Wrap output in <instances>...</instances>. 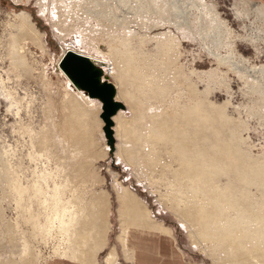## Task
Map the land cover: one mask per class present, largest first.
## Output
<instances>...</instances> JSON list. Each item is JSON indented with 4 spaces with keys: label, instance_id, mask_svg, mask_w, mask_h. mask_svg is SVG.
Returning a JSON list of instances; mask_svg holds the SVG:
<instances>
[{
    "label": "rangeland",
    "instance_id": "obj_1",
    "mask_svg": "<svg viewBox=\"0 0 264 264\" xmlns=\"http://www.w3.org/2000/svg\"><path fill=\"white\" fill-rule=\"evenodd\" d=\"M124 191L187 264H227L204 228L264 244L262 0H0V264L73 260L103 207L94 264H131Z\"/></svg>",
    "mask_w": 264,
    "mask_h": 264
},
{
    "label": "bare ground",
    "instance_id": "obj_2",
    "mask_svg": "<svg viewBox=\"0 0 264 264\" xmlns=\"http://www.w3.org/2000/svg\"><path fill=\"white\" fill-rule=\"evenodd\" d=\"M27 19L29 18L27 17ZM79 56L85 59L88 58L92 60L91 58L81 54H79ZM60 70L63 73V75H65V73L61 69V66H60ZM70 84L75 88L77 86L75 82H70ZM120 196L121 197L119 198H121V205L124 210L123 211L124 225H122L123 228L126 225L139 228L142 227L141 224L143 222H145V224L143 223L145 225L144 226L145 228H154V224L152 222L147 221L148 217L146 218V216H142V214L138 210L139 201L135 198V196L131 195V193L129 194L126 191H124L122 195L120 194ZM95 216L98 218V222L97 223L93 222V224H90L88 222L89 228L87 229L85 228V231L83 232L82 237L80 238L79 246L81 247V250L78 249L79 252L75 254V258H74L75 261H77L79 264H94L96 262L95 259L98 252L101 251L105 245V241H106L105 237L108 231L107 228L108 223L106 220L104 207L102 208L101 211L98 210ZM129 216L130 217L132 216V218H130ZM136 217H138V219L141 220L142 223H137L135 221ZM92 220L94 221V219ZM158 228L159 231L160 230L162 231V233L169 232V230L165 227L159 226ZM213 230H217V233H212ZM213 230L209 232L207 228H204L203 238L209 241L214 240L216 243L219 244V247H221L223 250L222 252H224L223 256H225V260L223 262L227 264H264V244L260 245L253 242H244L243 240H241L242 234L240 235L222 234V232H220L219 229H213ZM115 261H116L115 254L110 253L104 259V264H115Z\"/></svg>",
    "mask_w": 264,
    "mask_h": 264
},
{
    "label": "crops",
    "instance_id": "obj_3",
    "mask_svg": "<svg viewBox=\"0 0 264 264\" xmlns=\"http://www.w3.org/2000/svg\"><path fill=\"white\" fill-rule=\"evenodd\" d=\"M264 2V0H262ZM135 228L128 231L125 250L131 253V264H187L171 237L158 230ZM48 264H79L68 258H59Z\"/></svg>",
    "mask_w": 264,
    "mask_h": 264
},
{
    "label": "water",
    "instance_id": "obj_4",
    "mask_svg": "<svg viewBox=\"0 0 264 264\" xmlns=\"http://www.w3.org/2000/svg\"><path fill=\"white\" fill-rule=\"evenodd\" d=\"M85 58L79 56L73 51H66L60 59V66L65 75L76 83V88L86 92L89 97L100 99L103 105V118L107 122L113 112L117 110L118 105L112 103L113 91L109 85H100L89 73L84 65Z\"/></svg>",
    "mask_w": 264,
    "mask_h": 264
}]
</instances>
